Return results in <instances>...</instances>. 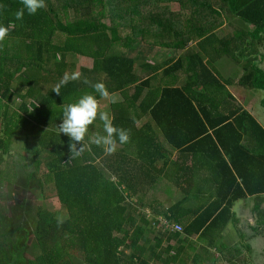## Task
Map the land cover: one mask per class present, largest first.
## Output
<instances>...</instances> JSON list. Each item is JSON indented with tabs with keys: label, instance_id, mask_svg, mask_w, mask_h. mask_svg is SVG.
<instances>
[{
	"label": "trees",
	"instance_id": "16d2710c",
	"mask_svg": "<svg viewBox=\"0 0 264 264\" xmlns=\"http://www.w3.org/2000/svg\"><path fill=\"white\" fill-rule=\"evenodd\" d=\"M46 4L35 15L25 11L18 21L20 0H0L4 6L0 25L9 28L0 42V151L7 154L21 134L25 149L50 174L67 217L31 215L29 204L20 203L26 220H31L26 224L30 229L18 224L0 235V264H184V253L193 251L187 243L191 236L213 246L216 230L233 221V203L246 195L264 194V128L216 73L224 58L227 64L234 62L241 70L236 85L261 91L264 106L260 65L264 0H46ZM233 20L240 27L232 25ZM225 21L231 30L219 36L217 30ZM155 37L159 47L154 46L167 52L161 63L152 64L147 58ZM75 55L90 64L81 66L73 79L70 58ZM136 62H141L142 75L135 73ZM159 71L171 82H178L182 72L185 78L179 86L149 88ZM85 79L120 94L123 100L111 103L109 112L114 126L131 130V140L118 145L112 155L91 144L70 160V138L57 131L63 104L86 93L101 103L106 100ZM57 86L59 95L54 92ZM11 96L22 100L18 109H12ZM93 133L104 134L99 120L90 126L89 136ZM80 147L77 143V150ZM170 148L181 157L167 158ZM203 169L214 171L211 185L206 176L197 181ZM160 176L181 195L156 213L154 189ZM194 185L207 189L208 196L187 222L183 206L196 198L188 194ZM142 196L147 202L139 201ZM148 211L168 221H183L182 231L155 229L157 220L150 219ZM258 217L261 221L264 215ZM160 242L166 246L160 247Z\"/></svg>",
	"mask_w": 264,
	"mask_h": 264
},
{
	"label": "rangeland",
	"instance_id": "374dc122",
	"mask_svg": "<svg viewBox=\"0 0 264 264\" xmlns=\"http://www.w3.org/2000/svg\"><path fill=\"white\" fill-rule=\"evenodd\" d=\"M232 22V25H235L237 28L240 27L236 20H233ZM222 26L223 27L221 30H217L219 36H222V33H224L225 31L228 32L231 30V26L226 21ZM153 35H156V32H154ZM149 43L153 45V49L150 50L151 53L149 54L147 61L152 64L161 63L162 60H164L166 57L167 49L157 48L159 47L158 37L152 38ZM154 45H157V47H155ZM191 45L192 42H189L187 48L189 49V46L191 48ZM170 51L172 52V50ZM256 52L258 54L262 53V48L260 45L257 46ZM70 60H72L73 62L72 74H70L71 77L78 76L79 68L81 66L88 67L90 64V61L87 58L77 57L76 55L74 57H71ZM140 63L141 62H136L135 73L137 75H142V70L139 66ZM260 65L264 69V62ZM218 66H216V69H218L216 70V73H219L221 79L228 84L229 91H231L234 96H238L243 109H248V111L260 124V126L264 128V106H262L263 93L261 91L241 89L239 87H236V80L241 75V70L239 68L237 69V65L234 62H230L227 64V59L224 58L223 60H221V64H219ZM178 76L181 77L180 81L184 79V75L179 74ZM168 79L166 76H163L161 74V71H159L153 75L152 80L149 84V88L154 89L166 85H179V81L176 82L175 80V82H171V79ZM11 88H13V86ZM127 92L128 94H131L133 92V86L129 87L127 89ZM115 94L116 95L114 98V102L123 100L119 93ZM114 102H112V99H106L101 104L103 105L104 110L110 111L111 107L109 105ZM18 104L19 101L13 103L12 109H15ZM140 119L144 118L141 117ZM140 123H142V121ZM140 123L137 124L140 125ZM1 127L2 122L0 121V129ZM23 141L24 138H22L20 134V137L18 139L16 138L11 142L7 154L4 155L0 151V235H7L9 230L12 231L13 228H16L14 226H17L18 224L20 225V227H25V229L27 230L30 229V224H26L30 223L31 220H29L28 222L26 220V212L24 214L25 209L23 211L18 207V205H20V203L22 202H26L27 204H29L31 215L36 214L37 212H42L48 215H54L62 220L67 217L66 210L61 206L56 198L54 185L51 177H48V175L50 174L46 170L45 165H43V163L40 165V161L37 162L33 160L30 152L25 149ZM34 144V141L30 142L31 147ZM28 146L29 144H27V147ZM171 155L172 151L166 157L170 159L172 158ZM157 164L158 166H162L163 162L159 160ZM160 177L161 178L156 182V188L154 189L155 193L157 194L154 197L158 204V206L156 207V213L164 212L165 209L169 206L170 202L172 200L176 201L177 199H180L181 195L168 178L164 179V176ZM206 190L205 188L202 190L201 187L200 189H197V185L191 187L190 193L188 194L195 195L196 198H191L189 200L191 204L184 205L183 207L190 212H194L197 207H200V200H206L205 197L208 196ZM139 201L147 202L146 197L144 196H142V199H140ZM233 210H235V213L240 211V204L235 203ZM146 213H149L148 217L150 219L159 218L156 217V214L152 216L150 211ZM233 221L231 219V221H229L226 226L220 228L219 230H216V232L219 234V238L224 239L225 237V241L228 242L227 246L230 249L229 251L235 250V255L239 256L240 259L245 262V264H258L259 257L263 255L261 253L262 248H264V241L261 244L263 239L258 238L259 241L256 239H250L249 241H246L243 237H245L249 233L246 230L244 231L241 229L243 226L238 229V223L236 224ZM234 225H236V227ZM159 228L162 227L157 226L155 229ZM12 235L9 236V239L11 240L10 243L14 241ZM30 240L32 239L30 238ZM165 246V243L160 242V247L163 248ZM242 246L246 249L249 248L248 252H245ZM32 256L33 255L29 252L28 258H32ZM148 260L151 261L152 259L148 258ZM204 261H206V259ZM75 263L82 264V262L80 263L78 261H75ZM184 264H192L190 253H184ZM234 264L236 263L234 262Z\"/></svg>",
	"mask_w": 264,
	"mask_h": 264
},
{
	"label": "clouds",
	"instance_id": "9594fccd",
	"mask_svg": "<svg viewBox=\"0 0 264 264\" xmlns=\"http://www.w3.org/2000/svg\"><path fill=\"white\" fill-rule=\"evenodd\" d=\"M23 7L15 14L16 20H23L25 11L28 15H35L39 10L47 7L46 0H20ZM4 6L0 5V9ZM9 35V28L0 25V42L4 41ZM78 77H73L76 79ZM65 79L61 83H66ZM84 83L90 84L95 93L99 94L101 99H112L114 102L115 93H109L106 85L102 82L91 84L87 79ZM59 95V86L54 90ZM62 123L57 128L58 134L63 133L70 138V160L80 157L91 144L102 147L106 155H112L117 151L118 145L129 143L131 140V130L114 126V116L107 110H104L101 101L96 95L84 94L78 101L63 104ZM99 120L103 125V133H93L89 136L90 126ZM86 136L88 140L86 141ZM77 143L82 147L77 150ZM158 226L160 220H166L163 217L157 219ZM168 221V220H167ZM174 223L172 221H169ZM163 230H166L162 228ZM171 232L169 230H166ZM174 233V232H173Z\"/></svg>",
	"mask_w": 264,
	"mask_h": 264
},
{
	"label": "crops",
	"instance_id": "0c3cea01",
	"mask_svg": "<svg viewBox=\"0 0 264 264\" xmlns=\"http://www.w3.org/2000/svg\"><path fill=\"white\" fill-rule=\"evenodd\" d=\"M177 74V73H176ZM176 74H174V76H176ZM182 75H184L185 78V74L182 72L180 73ZM179 74H177L178 76ZM181 77L178 76V81H179V85L182 84L183 80H181ZM179 85H175V86H179ZM236 87H238L236 85ZM228 88V85H227ZM240 88V87H239ZM242 89V88H241ZM229 90V88H228ZM231 94L232 92L229 91ZM235 99L241 104L240 100L238 99V96H234ZM16 101H19V104L17 105V107L15 109H18L20 107V104L22 102V100H20L19 97H15V96H11V100H10V104L11 107H13V103H16ZM24 101H28L24 100ZM248 111V109H245ZM249 112V111H248ZM250 113V112H249ZM251 114V113H250ZM252 115V114H251ZM171 149V148H170ZM172 151V158H170L171 160H175L178 156L181 157V155H179V151L175 150V149H171ZM169 151V152H171ZM212 173H214V171L209 172L206 171V169H203L200 172V177L197 178V181L200 183L202 181L203 178H208L209 180H207L209 182V184H212V180H213V175ZM225 173V172H224ZM203 189V186H200ZM199 187V189H200ZM206 187V185H205ZM178 191V190H177ZM173 202V200L170 202V204ZM235 203H239L240 204V208L241 210L235 213V210H233L234 208V204ZM191 204L189 202H186V205ZM197 204V202H196ZM185 213L186 210L184 209ZM232 213H233V222H235L236 224L238 223V229H240L241 226H243L241 229L242 230H246L249 234H247L245 237H243L246 241H249L250 239H263L261 244L264 241V217L262 218L261 221H259V215H264V194H257V195H246L245 197L239 198L238 200H236L233 205H232V209H231ZM199 212V211H198ZM197 214V211L195 212H190L189 210H187V213L185 216V220L188 222L190 221L194 215ZM156 217H162V215H156ZM157 220V218H155ZM174 222V221H172ZM177 223V222H174ZM184 223V222H183ZM178 224H182V222L178 223ZM236 227V225H234ZM244 228V229H243ZM237 229V230H238ZM263 229V230H262ZM244 233V232H243ZM257 236V237H256ZM183 237V235H182ZM219 239V240H218ZM215 244L211 247H208L206 245H209L208 243L206 244V242L201 239L198 235H194L191 236L188 240L187 243H191L193 246V251L190 253L191 254V263L192 264H234V262L236 264H245V262L240 259L239 256L235 255V250L233 251H229L230 249L228 248V242L225 241V237L224 239L219 238V236L216 238ZM259 241V240H258ZM243 250L245 252H248L249 248L246 249L242 246ZM263 255H261L259 257L258 260V264H264V248H262V252ZM236 256V258H235ZM190 258V257H189ZM206 259V261H204Z\"/></svg>",
	"mask_w": 264,
	"mask_h": 264
},
{
	"label": "built area",
	"instance_id": "2783aa9c",
	"mask_svg": "<svg viewBox=\"0 0 264 264\" xmlns=\"http://www.w3.org/2000/svg\"><path fill=\"white\" fill-rule=\"evenodd\" d=\"M158 226L169 230L171 232H181L182 231V226L178 223H171L167 220H160V222L158 223Z\"/></svg>",
	"mask_w": 264,
	"mask_h": 264
}]
</instances>
